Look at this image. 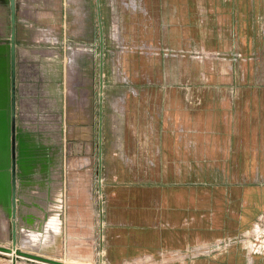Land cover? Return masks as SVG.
<instances>
[{"label":"rangeland","instance_id":"rangeland-1","mask_svg":"<svg viewBox=\"0 0 264 264\" xmlns=\"http://www.w3.org/2000/svg\"><path fill=\"white\" fill-rule=\"evenodd\" d=\"M65 1L19 0L16 24L19 51L17 246L64 263L106 264L99 263L102 255L99 241L91 244L89 236L77 243L65 239L63 210L70 188L66 161L78 157L75 151L67 148L69 140L79 142L86 138L81 136L79 129L92 115L93 142L97 149L102 111V132L112 127L122 129L116 135L109 132V138L114 143L128 140L131 144L125 149L136 150L134 141L138 137L131 133L140 127L137 120L139 98L145 96L147 110L151 108L162 113L161 106L164 112L172 113L173 120H147L142 127L177 128L183 157L187 156L188 150L202 157L208 156V150L218 149L222 144V61H229L231 57L222 55L219 47L165 45L155 37L156 26L149 22L153 15L147 0H99L98 19L96 0H67L71 8L66 18ZM144 19L148 24L141 26L146 33L139 34V21ZM10 24L9 7L5 0H0L2 42L9 41ZM37 49L44 53L37 55V62H34L33 52ZM102 56L103 92L100 89ZM37 66L34 80L30 73ZM225 78L264 79V71H228ZM165 95L164 103L155 98ZM226 121L227 129L230 127L233 132L235 121ZM125 130L129 135H124ZM104 138L102 135V143ZM22 139L27 140L29 153L21 152ZM101 154L103 156V151ZM24 158L34 163L27 172L21 167ZM79 158L84 156L80 153ZM92 159L100 161V153L98 157L95 150ZM98 171L95 167L92 177L96 181L94 191H98L96 196L100 199ZM222 175H257L260 184L264 185V168H179L180 182L186 184L190 181L206 183ZM23 204L27 207L24 218L21 214ZM32 209L37 214L29 213ZM29 217L36 220L38 239L28 237L32 229L26 226ZM12 232L11 213L6 205L0 204V245L12 246ZM99 238L101 240V236ZM236 238L247 257L264 258V209ZM217 245L221 247L213 251L211 257L205 254L204 257L210 259L206 264H222V240L212 247ZM0 255L11 257L5 252ZM20 260L21 264H47L25 257ZM169 263L148 257L123 264Z\"/></svg>","mask_w":264,"mask_h":264},{"label":"crops","instance_id":"crops-1","mask_svg":"<svg viewBox=\"0 0 264 264\" xmlns=\"http://www.w3.org/2000/svg\"><path fill=\"white\" fill-rule=\"evenodd\" d=\"M95 2L98 19L99 0ZM147 2L153 15L149 22L156 26L155 37L165 45L219 47L222 55L231 57L222 61V144L208 150L206 157L191 150L183 157L177 128L142 127L144 121L173 120V115L161 106L162 113L147 110L146 97L141 96L140 127L131 133L138 137L136 150L125 149L131 144L128 140L114 143L109 138L123 131L116 127L104 132L100 128L95 149L90 115L79 129L86 138L67 144L78 157L66 161L70 188L63 210L65 239L77 243L89 236L91 244L99 241V263L106 264L148 257L169 264H206L210 263L206 257L221 247L212 244L221 240L222 264H264L261 256L247 257L236 238L264 209V185L258 176L222 175L206 183L187 184L179 179L180 167L264 168V79L225 78L228 71H264V0ZM69 8L66 0L65 18ZM143 24H148L147 19L139 21V34L145 32ZM33 53L37 62L36 56L44 52L37 49ZM34 68L30 74L35 80L38 66ZM159 97L155 98L164 103L167 96ZM226 120L235 121L233 132L227 129ZM128 132L125 130L124 135ZM100 134L105 137L102 145ZM231 135L234 137L228 138ZM95 150L100 161L92 159ZM80 153L84 158H79ZM95 167L99 169L100 199L94 191ZM150 168L154 170L148 171ZM39 237L40 233L33 238ZM20 258L17 264H21ZM0 264H12V256L0 255Z\"/></svg>","mask_w":264,"mask_h":264},{"label":"water","instance_id":"water-1","mask_svg":"<svg viewBox=\"0 0 264 264\" xmlns=\"http://www.w3.org/2000/svg\"><path fill=\"white\" fill-rule=\"evenodd\" d=\"M11 14H12V35H11V46H10V103L9 118L4 117V129H3V148L0 150L1 158L5 161L0 164V204L6 205L12 216V246L0 245V252L8 253L12 256V264H17L18 258H29L32 260L41 261L47 264H72L64 263L62 261L45 257L39 254L24 251L17 246V223L15 218L18 213V159H17V51H16V0H9ZM101 37L103 39V31L101 30ZM4 53L5 48L1 47ZM103 50V42H102ZM0 51V53H2ZM104 88V69H103V56L101 58L100 67V89L103 92ZM103 95L101 94V99ZM3 114L6 113L5 106L2 107ZM100 128L102 131V111L100 115ZM100 145H102V135L100 134ZM102 152V147H100ZM100 181L102 180L100 174Z\"/></svg>","mask_w":264,"mask_h":264},{"label":"flooded vegetation","instance_id":"flooded-vegetation-1","mask_svg":"<svg viewBox=\"0 0 264 264\" xmlns=\"http://www.w3.org/2000/svg\"><path fill=\"white\" fill-rule=\"evenodd\" d=\"M5 2L7 3L9 10H10V16H11V34L9 37V41L8 42H2V40L0 39V51L2 52L1 47L5 48L4 53H0V150L3 148V129H4V117L6 119L9 118V108L8 105L10 103V94H11V87H10V52H8V50L10 51V46H11V35H12V14H11V8H10V2L9 0H5ZM19 10V0H16V24H17V13ZM16 35H17V31H16ZM16 51H17V100H18V56H19V51H18V44L16 41ZM3 105L5 106L6 109V113L3 114L2 111V107ZM27 141V140H26ZM16 143H17V159H18V130H17V139H16ZM29 149L28 146L25 147V149L23 150V154L29 153ZM6 160H3L1 158V154H0V164H2L3 162ZM19 161V160H18ZM22 166H24L25 164L28 166H32L34 165V163L28 162L27 158H24V160L21 162ZM18 167V166H17ZM0 170L3 171L2 168H0ZM18 183V181H17Z\"/></svg>","mask_w":264,"mask_h":264},{"label":"bare ground","instance_id":"bare-ground-1","mask_svg":"<svg viewBox=\"0 0 264 264\" xmlns=\"http://www.w3.org/2000/svg\"><path fill=\"white\" fill-rule=\"evenodd\" d=\"M26 142H27L26 139H22L21 152H23V150L25 149V147H27ZM32 166H30V165L27 166L26 164L24 166H22V164H21V167H22V169H23L24 172H27V171L31 170L32 169ZM7 211H8V213H11V211H10V209L8 207H7ZM26 211H27V207H26L25 204H23L22 207H21V214H22V217L23 218L25 216V212ZM29 213H31L32 215L33 214H37L36 211L33 210V209L31 211H29ZM26 224H27L26 226H28L29 228H32L31 230H29V236H28L29 238L34 239L33 238L34 236L39 235V233H37V231L35 229V226H36V220H35V218L29 217L28 218V222L26 220Z\"/></svg>","mask_w":264,"mask_h":264}]
</instances>
